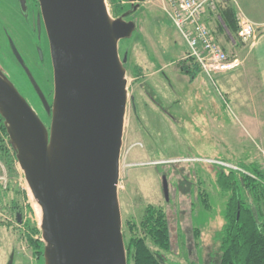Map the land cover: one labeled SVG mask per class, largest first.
<instances>
[{
	"label": "rangeland",
	"instance_id": "obj_1",
	"mask_svg": "<svg viewBox=\"0 0 264 264\" xmlns=\"http://www.w3.org/2000/svg\"><path fill=\"white\" fill-rule=\"evenodd\" d=\"M107 3L112 17L129 12L126 17L136 22L133 34L119 40L129 87L119 184L125 240L131 234L126 222H139L147 206L153 204L163 208L171 225L172 248L162 251L163 264H219L218 235L226 222L228 198L217 183L216 170L238 169V165L250 170L253 162L264 169V133L255 134L246 117L261 116L257 108L264 105L253 68L251 74L245 71L253 67V41H243L226 29L219 31L221 22L212 14L216 38L241 65L215 73L213 78L200 71L197 80H192L180 66L190 51L188 42L167 15L162 0ZM259 35L257 31L256 38ZM15 40L22 45L21 38ZM41 46L19 49L28 65L23 62L20 67L7 48L8 39H0V68L12 80L22 82L18 90L50 128L52 114L27 88L25 77L33 81L34 75L40 92L39 86L45 87L47 77L52 76L48 50ZM53 84L54 79L49 87L51 102ZM3 142L14 155L8 139ZM13 161L10 171L0 150V264H46L44 255L36 253L28 241L24 222L14 218L22 211L37 226L42 221L25 173L16 158ZM162 171L169 182L168 198L163 194ZM205 197L209 198L208 206ZM195 228L200 229V235L194 233ZM34 238L42 240V235ZM147 244L154 251L160 250L151 238ZM38 249L44 250L42 246Z\"/></svg>",
	"mask_w": 264,
	"mask_h": 264
},
{
	"label": "water",
	"instance_id": "obj_2",
	"mask_svg": "<svg viewBox=\"0 0 264 264\" xmlns=\"http://www.w3.org/2000/svg\"><path fill=\"white\" fill-rule=\"evenodd\" d=\"M39 1L54 68L51 107L43 97L51 126L1 68L0 115L41 207L45 263L129 264L119 200L129 87L119 40L136 22L124 19L129 12L112 17L107 0Z\"/></svg>",
	"mask_w": 264,
	"mask_h": 264
},
{
	"label": "trees",
	"instance_id": "obj_3",
	"mask_svg": "<svg viewBox=\"0 0 264 264\" xmlns=\"http://www.w3.org/2000/svg\"><path fill=\"white\" fill-rule=\"evenodd\" d=\"M115 1L112 0V3ZM217 3L216 13L221 16L228 33L241 38L239 36L240 19L233 2L219 0ZM224 26L220 24L218 30H225ZM214 32L216 31L214 30ZM180 66L182 72L189 75L192 80L202 71L200 64L193 58L180 61ZM3 135L8 139V144L13 150L14 155L12 156L7 145H4ZM0 150L4 151V159L12 171L16 151L10 143L7 127H5L4 118L1 115ZM238 166L240 167L238 169L218 167L215 174L218 185L221 186L228 198L226 222L218 235L222 255L219 264H264V169L257 162H253V167L250 170ZM1 190L3 191V189L0 188V193ZM205 203L206 206L209 205V198L205 197ZM144 213L139 222L131 220L126 222L131 233L126 242L129 264H163L165 258L162 251H169L172 248L171 225L168 215L162 207L159 208L153 204H149ZM25 216L22 211H17L14 214V218L19 223L23 224L24 222L26 225L28 241L36 248L35 252L44 255V251L38 249L40 246L44 249V241L34 238L35 234H41L42 231L39 225L37 226L35 222ZM194 233L200 235V229L195 228ZM150 238L160 250L154 251L148 246L147 241Z\"/></svg>",
	"mask_w": 264,
	"mask_h": 264
},
{
	"label": "built area",
	"instance_id": "obj_4",
	"mask_svg": "<svg viewBox=\"0 0 264 264\" xmlns=\"http://www.w3.org/2000/svg\"><path fill=\"white\" fill-rule=\"evenodd\" d=\"M218 1L162 0L167 15L188 42L190 51L186 58H193L210 78H213L215 73L228 72L241 65L238 58L232 59L221 46L211 26L212 14L216 15L224 26L221 16L216 13ZM239 25V36L243 41L256 39L258 31L256 23L243 17Z\"/></svg>",
	"mask_w": 264,
	"mask_h": 264
},
{
	"label": "flooded vegetation",
	"instance_id": "obj_5",
	"mask_svg": "<svg viewBox=\"0 0 264 264\" xmlns=\"http://www.w3.org/2000/svg\"><path fill=\"white\" fill-rule=\"evenodd\" d=\"M124 19L128 21L130 20L127 17H125ZM2 38L8 39L7 48L8 50L11 51L14 58L17 59V62L19 61L20 67L23 62H24L23 64L25 65L27 64H26L25 58L23 57L24 58L23 60L22 57L18 55V52L19 54H21L19 49H27V48H37L38 49V47H42L41 45H43L48 50L50 60H51L52 76L50 75L47 77L48 80H46V84L44 85L45 87L40 85L39 87L41 88V91L40 92L37 91L38 88L35 84L37 80H35L34 75L32 79L33 81H31L28 78L29 76L27 75L25 76L26 79L29 80L28 82L26 80V83H28V85H26L27 88H29V90L33 93L34 97H36V100H38L39 102L43 104L45 111L47 112V107H46L45 102H43V97L46 98V101L51 107L53 103L51 102V94L53 92L49 90V87L53 79L54 68L52 67V56L50 55L51 45H49V38H48V34L46 33V26H45V22L43 21V17H42L40 1L39 0H0V39ZM20 38L23 40V42L19 40L22 43V45H19V43L16 42L15 40V39H20ZM37 49L35 50L38 53L39 50L37 51ZM4 50L6 49L5 48L3 50L1 49V51H4ZM11 78L9 79L15 84L16 88L22 86V82L20 80H16L17 81L16 82L12 80ZM52 89L55 92L54 84H53ZM163 176H165V172L162 171V177H161L162 178V189H163V178H164ZM163 194L164 196H166L165 189H163ZM13 253L14 254L12 255V259H14L16 255L15 252ZM10 263L13 264V261H11Z\"/></svg>",
	"mask_w": 264,
	"mask_h": 264
},
{
	"label": "crops",
	"instance_id": "obj_6",
	"mask_svg": "<svg viewBox=\"0 0 264 264\" xmlns=\"http://www.w3.org/2000/svg\"><path fill=\"white\" fill-rule=\"evenodd\" d=\"M235 5L239 19L243 17L250 19L258 25V31L261 32L256 40L252 42V55L254 58L253 67H246L251 74V68L254 70V78L259 82L261 93L263 94L264 104V0H229ZM248 68V69H247ZM252 76V75H251ZM253 78V79H254ZM197 80V79H195ZM252 81V80H251ZM263 109L257 108L261 112V116L253 117L248 114L247 121H251V127L254 129L255 134L260 135L264 133V105ZM246 114L244 113V116Z\"/></svg>",
	"mask_w": 264,
	"mask_h": 264
},
{
	"label": "bare ground",
	"instance_id": "obj_7",
	"mask_svg": "<svg viewBox=\"0 0 264 264\" xmlns=\"http://www.w3.org/2000/svg\"><path fill=\"white\" fill-rule=\"evenodd\" d=\"M33 199H34L35 203L37 204V206H39V205H38V203L36 202V200H35V198H34V197H33ZM39 207H40V206H39ZM40 210H41V207H40Z\"/></svg>",
	"mask_w": 264,
	"mask_h": 264
}]
</instances>
